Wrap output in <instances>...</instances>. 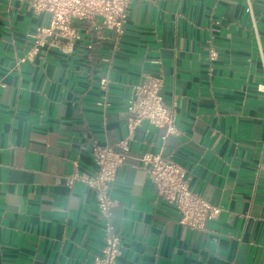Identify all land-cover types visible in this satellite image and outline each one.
I'll use <instances>...</instances> for the list:
<instances>
[{"label":"crops","instance_id":"obj_1","mask_svg":"<svg viewBox=\"0 0 264 264\" xmlns=\"http://www.w3.org/2000/svg\"><path fill=\"white\" fill-rule=\"evenodd\" d=\"M48 18L28 0H0V264H93L103 247L95 191L67 179L76 165L95 173V143L128 134L145 73L162 75L179 132L163 140L143 121L132 154L174 158L222 210L204 230L181 224L129 159L112 183L120 264H264V0H133L121 37L75 21L80 39L18 64Z\"/></svg>","mask_w":264,"mask_h":264},{"label":"built area","instance_id":"obj_2","mask_svg":"<svg viewBox=\"0 0 264 264\" xmlns=\"http://www.w3.org/2000/svg\"><path fill=\"white\" fill-rule=\"evenodd\" d=\"M132 1L28 0L29 7L34 12L49 18L47 23L37 25L30 33L33 44L29 52L18 59L17 63L32 58L47 45L59 46L61 41L72 42L80 39L81 33L75 26V21L87 26L88 30L95 29L99 38L107 37L105 31H113L117 37H121L125 31ZM248 9L253 16L250 1ZM207 53L210 60H216L218 57V50L211 44ZM106 82V79L102 80L103 86ZM162 84V75L145 73L143 79L133 85L128 99V134L114 144L93 145L96 166L94 174L81 173L76 165L73 173L68 176L69 185L82 181L95 191L98 212L103 220V247L94 255L93 264H120L123 242L114 222L116 200L112 196V183L118 168L131 158L146 166L158 195L176 207L181 224L191 229L204 230L222 210L220 206L205 199L190 187L187 168L174 158L162 153L145 152L137 156L132 154L130 141L134 131L143 121L164 128L163 140L179 132L176 124L177 111L174 107L166 105L161 93Z\"/></svg>","mask_w":264,"mask_h":264}]
</instances>
